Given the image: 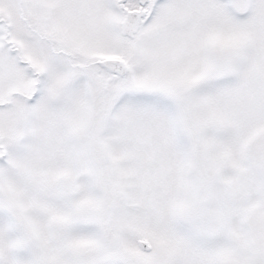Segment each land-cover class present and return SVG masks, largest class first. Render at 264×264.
I'll return each mask as SVG.
<instances>
[{"label": "snow or ice", "instance_id": "snow-or-ice-1", "mask_svg": "<svg viewBox=\"0 0 264 264\" xmlns=\"http://www.w3.org/2000/svg\"><path fill=\"white\" fill-rule=\"evenodd\" d=\"M0 264H264V0H0Z\"/></svg>", "mask_w": 264, "mask_h": 264}]
</instances>
